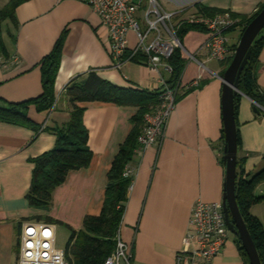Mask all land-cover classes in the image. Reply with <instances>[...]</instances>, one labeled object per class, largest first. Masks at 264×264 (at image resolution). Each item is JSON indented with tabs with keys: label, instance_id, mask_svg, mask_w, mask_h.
<instances>
[{
	"label": "crops",
	"instance_id": "0c3cea01",
	"mask_svg": "<svg viewBox=\"0 0 264 264\" xmlns=\"http://www.w3.org/2000/svg\"><path fill=\"white\" fill-rule=\"evenodd\" d=\"M159 1L168 11L194 12L198 11L195 5L200 4L207 9L223 10L230 16L233 13L250 16L264 3V0ZM8 2L0 0V8ZM16 18V26L12 28L10 21H6L3 28L9 57L2 55L7 66L0 68L1 107L42 93L41 61L64 35L55 80V105L44 112H38L33 105L29 107V117L41 128L69 120L72 105L66 87L73 78L90 70L120 87L153 91L159 86L158 73L142 62L128 60L121 68L115 66L107 29L83 0H25L17 7ZM242 33L238 26L227 34L231 46L238 45ZM128 39L129 47H134L135 33L130 31ZM207 39L208 33L200 30H189L184 36L182 55L187 63L181 87L186 88L195 80L206 83L176 103L158 144L143 153L138 147L135 149L131 161L135 175L120 226L122 238L133 246L132 264H178L193 203L198 199L222 203L226 166L221 162L225 145L221 77L226 66L223 61L209 58ZM258 58L257 82L264 93V45ZM160 73L167 76L164 71ZM81 105L86 108L84 123L93 158L88 167L69 172L65 182L55 189L49 210L31 207L27 193L34 169L31 159L55 146V133L48 130L36 133L27 126L0 121V264L17 263L22 224L36 220L34 216L49 215L79 230L86 216L100 213L110 167L133 129L131 119L138 108L101 101ZM237 128L238 158L245 159V174L253 175L264 165V114L255 110L247 96L240 101ZM255 194L264 195V182L256 187ZM250 212L264 226V199L254 204ZM54 225L56 229L57 224ZM191 264L246 262L237 236L230 233L219 257L211 263L196 258Z\"/></svg>",
	"mask_w": 264,
	"mask_h": 264
},
{
	"label": "trees",
	"instance_id": "16d2710c",
	"mask_svg": "<svg viewBox=\"0 0 264 264\" xmlns=\"http://www.w3.org/2000/svg\"><path fill=\"white\" fill-rule=\"evenodd\" d=\"M24 1L9 0L3 8H0L1 56L9 57L3 39L4 24L6 21H10L14 26L18 24L16 9ZM195 6L199 12L208 16L224 13L223 10L207 9L200 4ZM263 7L264 3L250 16L233 13L231 16L239 20L227 28L225 34H228L238 26L242 28L243 32ZM189 30H200L207 33V29L201 25L184 23L180 26L177 33L182 43L184 42V36ZM63 37L64 35L57 41L51 53L41 61L42 93L29 100L8 103L5 107L0 106V121L27 126L34 129L36 133L40 130H48L55 133L57 137L55 146L31 159L34 163V169L31 186L27 193V199L31 207L49 210L53 203L55 189L65 182L69 172L88 167L93 158L92 150L88 145L89 132L84 123L86 108L81 104L101 101L138 108L137 113L131 119L133 129L120 146L110 167L100 213L86 216L82 228L79 230L49 215L33 217V219L38 221L63 225L70 231V237L65 248L69 264H104L105 260L111 256L116 248V235L123 221L126 203L129 199V190L133 181V178L124 176V170L127 165L131 164L135 149L139 146L138 137L145 124L144 116L160 105L161 93L159 90L148 91L146 89L120 87L102 78L95 70H90L73 78L66 87V93L72 105L69 120L62 125L41 128L29 117V107L33 105L38 112H44L49 111L55 105V80L61 63ZM263 45L264 29L255 39L252 45L251 57L239 79V90L241 93H238L235 97L236 121L243 96H247L253 101L255 107L258 108L257 112L259 114H264V93L257 82L258 56ZM236 46H232V49L235 50ZM233 55L223 61L226 68L231 62ZM129 56L130 53L128 52L125 58ZM146 60L147 57L142 53H137L131 57V61L137 63L145 62ZM168 63L172 67V72L167 78V84L176 91V103L189 92L201 88L206 83V80H201L197 85H189L186 88L181 87V78L187 63L182 55L181 48L174 50L168 59ZM239 145L240 136L238 129V147ZM221 162L226 166L224 156L221 158ZM244 163V158H238L236 200L247 229L258 250L261 263L264 264V226L261 220L250 212L254 204L264 199V195L257 196L255 194L256 187L261 182H264V165L253 175H246ZM237 242L246 264H250L249 257L242 247L239 237H237Z\"/></svg>",
	"mask_w": 264,
	"mask_h": 264
},
{
	"label": "built area",
	"instance_id": "2783aa9c",
	"mask_svg": "<svg viewBox=\"0 0 264 264\" xmlns=\"http://www.w3.org/2000/svg\"><path fill=\"white\" fill-rule=\"evenodd\" d=\"M100 17L108 33V44L116 67L121 68L137 53L147 57L143 65L158 73L160 105L144 116L145 126L138 137L141 153L158 144L175 109V89L167 84L172 72L168 59L176 48L183 49L177 33L184 23L205 27L208 39L205 43L209 58L224 61L235 50L225 30L237 20L228 13L208 16L192 9L168 11L159 0H83ZM135 33L137 42L129 47L128 33ZM130 56L125 58L127 53ZM192 59H196L193 54ZM7 61L0 55V68ZM164 71L167 76L160 72ZM195 80L191 85H197ZM135 168L126 166L124 176L133 178ZM230 230L227 226L222 203L196 200L190 212L183 247L178 253V264H191L196 258L211 263L219 257L227 243ZM116 248L104 264H132L133 246L126 242L120 229L116 235ZM16 264H69L66 249L56 246V229L45 221H26L19 235V250Z\"/></svg>",
	"mask_w": 264,
	"mask_h": 264
},
{
	"label": "water",
	"instance_id": "95a60500",
	"mask_svg": "<svg viewBox=\"0 0 264 264\" xmlns=\"http://www.w3.org/2000/svg\"><path fill=\"white\" fill-rule=\"evenodd\" d=\"M264 29V7L243 31L233 58L222 75V111L224 124V160L226 163L225 192L222 199L227 226L239 237L250 264H262L255 243L247 229L236 200L238 162V128L235 97L239 90V79L252 54V45ZM257 111L258 108L255 107Z\"/></svg>",
	"mask_w": 264,
	"mask_h": 264
},
{
	"label": "rangeland",
	"instance_id": "374dc122",
	"mask_svg": "<svg viewBox=\"0 0 264 264\" xmlns=\"http://www.w3.org/2000/svg\"><path fill=\"white\" fill-rule=\"evenodd\" d=\"M11 26H12V28L14 27L13 24ZM144 126H145V124H144ZM69 237H70V231L65 226L56 225V246L58 248H62V249L66 248V245H67V242L69 240Z\"/></svg>",
	"mask_w": 264,
	"mask_h": 264
}]
</instances>
